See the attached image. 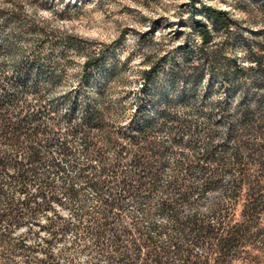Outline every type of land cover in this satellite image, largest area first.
I'll use <instances>...</instances> for the list:
<instances>
[{"label":"rangeland","instance_id":"rangeland-1","mask_svg":"<svg viewBox=\"0 0 264 264\" xmlns=\"http://www.w3.org/2000/svg\"><path fill=\"white\" fill-rule=\"evenodd\" d=\"M207 6L228 11L231 27L212 22ZM196 19L211 30L206 42L197 34ZM256 50L264 54V0H0V78L28 92L21 98L30 102L13 119L45 125L50 139L39 146L50 162L28 176L20 195L40 201L36 189L45 177L52 187L48 194H54L16 230L37 249L13 258L35 264L46 249L62 264H86L94 256L84 248L91 239L76 238L74 214L95 206L96 189L88 178L101 173L94 152L110 131L118 135L146 120L178 118L179 145L159 133L172 149L165 154L168 166L182 156L195 158L207 141L215 153L224 151L231 166L232 126L242 109L249 106L264 121V66L238 78L231 74L235 61L247 66L249 52ZM94 56L97 64L84 69ZM151 62L159 67L146 80L142 70ZM95 103L104 112L102 132L88 124ZM86 139L96 145L86 148ZM62 143L69 144L66 154L58 152ZM115 152L110 147L105 155L111 160ZM229 176L226 171L223 180ZM68 180L76 197L64 193ZM126 208L134 211L130 202ZM54 213L68 225L47 245L46 220ZM2 257L0 263L8 261Z\"/></svg>","mask_w":264,"mask_h":264},{"label":"trees","instance_id":"trees-1","mask_svg":"<svg viewBox=\"0 0 264 264\" xmlns=\"http://www.w3.org/2000/svg\"><path fill=\"white\" fill-rule=\"evenodd\" d=\"M206 13L222 29L231 27L228 11L207 6ZM195 23L200 40H209L208 25L198 19ZM262 53L249 52L247 66L235 61L231 74L238 78L248 69L261 70ZM97 61L96 56L86 59L84 69ZM158 67L157 62H151L142 70L146 80ZM23 93L28 92L0 78V255L8 260L0 264H21L13 258L15 255L35 252L37 245L27 244L26 234L16 230L49 204L48 196L54 197L48 194L52 187L46 177L36 189L40 201L32 194L20 195L28 176L35 177L45 160L50 162L39 147L50 142L47 127L13 119L14 113L21 114L30 107V102L21 98ZM99 105L92 107L88 124L102 132L104 112ZM181 124L178 118L163 116L157 121L146 120L127 133L114 135L110 131L105 135L94 152L101 173L88 178L96 189L95 206L74 214L76 238H90L84 248L95 253L86 264H98L100 259L102 264H264L262 117L249 106L242 109L232 126L236 148L231 166H227L224 151L215 153L209 141L195 158L182 156L168 166L165 154L172 149L159 133L166 132L179 145ZM81 126L85 132L86 126ZM91 144L96 145L86 139V148ZM110 147L116 150L111 160L105 155ZM69 150V144L62 143L58 152L66 154ZM125 156L128 160L122 162ZM226 171L230 176L224 181ZM66 183L64 193L76 197L78 190L69 180ZM128 202L134 207L129 214ZM67 225V219L52 214L46 220L48 236L44 242L48 245ZM51 257L46 249L35 264H62Z\"/></svg>","mask_w":264,"mask_h":264}]
</instances>
